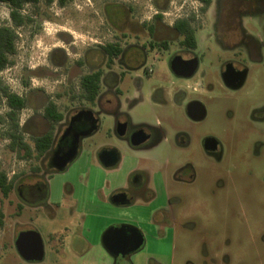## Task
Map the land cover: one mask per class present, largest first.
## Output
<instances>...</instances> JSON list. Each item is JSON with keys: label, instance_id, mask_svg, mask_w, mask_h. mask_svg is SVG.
I'll list each match as a JSON object with an SVG mask.
<instances>
[{"label": "flooded vegetation", "instance_id": "obj_1", "mask_svg": "<svg viewBox=\"0 0 264 264\" xmlns=\"http://www.w3.org/2000/svg\"><path fill=\"white\" fill-rule=\"evenodd\" d=\"M173 1L153 0L156 11L145 21H137L129 7L105 2L100 35L83 42L57 34L62 46H53L43 59L26 58L20 92L8 89L23 104L18 120L32 156L22 159L32 164L11 191L19 209L37 212L47 221H82L86 213L79 209L80 201L106 206L111 215L98 242L107 260L97 264H134L132 257L154 233L159 240L194 232L203 236L201 206L207 204L215 213L227 172L246 178L243 190L241 183L230 182L234 200L250 195L254 184L257 198L264 201V104L251 103L246 117H229L233 132L226 140L201 127L210 103L215 105L221 95L238 99L252 72L264 66V25L251 30L252 5L263 11L264 0H208V5L186 0L168 10ZM155 69L161 79L144 85ZM134 107L136 125L124 112ZM101 129L105 141L114 139L135 157L132 165L114 187L106 177L94 188L82 177L72 183L73 165L91 157L88 148ZM102 152L107 163L114 153L115 162L101 163ZM94 161L106 176L118 168L122 155L105 146ZM58 178L66 180L55 198L52 185ZM134 206L133 217L128 210ZM132 229L141 235L142 245L122 256V234ZM21 232L39 235L40 261L18 253L15 241ZM86 234L79 223L64 226L60 234L48 233L44 240L29 228L15 235L13 247L25 264H43L46 249L45 264H92L83 260ZM102 238L112 255L102 247ZM33 241L28 238L24 247L28 257Z\"/></svg>", "mask_w": 264, "mask_h": 264}, {"label": "rangeland", "instance_id": "obj_2", "mask_svg": "<svg viewBox=\"0 0 264 264\" xmlns=\"http://www.w3.org/2000/svg\"><path fill=\"white\" fill-rule=\"evenodd\" d=\"M107 1L110 0H67L65 5L61 6L56 1L46 5L44 0H41L35 7H24L23 15L30 16L33 23L16 30V54L11 58L12 66L0 72V86L19 93L21 73L26 58L43 59L53 46H62L56 37L57 34L76 37L83 42H87L88 38H94L95 35H100L103 27L102 6ZM183 1L186 0H174L173 5L168 6V10H171L173 6L178 8ZM191 1L194 2V0ZM119 4L129 7L137 21L147 20L156 11L153 0H120ZM260 8L259 5H252L251 30L253 32L264 25V10L260 11ZM8 14V9L0 4V26L10 25ZM208 59L212 60L213 56ZM161 76V71L155 69L151 78L149 80L144 78L142 83L153 85L161 79ZM207 77L210 79L214 76L208 74ZM125 86H128L130 90L133 88L129 83ZM238 97L232 101L221 95L218 100L215 99V105L210 103L208 116L201 125L203 131L217 134L222 141L226 140L228 134L233 132L229 117L233 119L246 117L247 107L251 103L264 104V66L252 72ZM5 112V106L1 102L0 116ZM124 112L132 124L136 125V107L131 110L126 109ZM143 115L146 113L143 112ZM101 130L95 135L88 148V155L90 154L91 157H84L73 165L68 178L72 183H77L78 178L82 177L87 179L89 186L94 188L101 186L106 177L110 186L114 187L117 182L125 178L135 157L114 139L105 141L103 130ZM3 131L4 126L0 125V136ZM7 146V140H0L1 169L9 178L13 174L19 176L25 174L28 165L32 163L18 159ZM105 146L116 147L122 155L118 168L109 171L106 176L94 161L95 154ZM65 180V178H58L53 182L55 198L60 197ZM222 180L225 183V189L221 193L219 203L215 205V213L213 214L211 206L207 204L201 206L202 223L206 229L203 236H198L194 232L178 234L168 240H159L155 233L148 235L144 239V247L136 253V264H264V201L261 203L257 198L259 193L254 184L250 195L241 194L236 200L232 198L230 182L241 183L240 188L243 190L246 181L244 173L235 176L227 172L223 174ZM79 203V209L86 213L85 220H68L58 217L54 221H47L44 216H38L37 212L21 211L20 202L14 193L6 199L0 197V210L4 215V225L0 228V264H25L13 247L15 235L24 229L36 230L45 240L48 233L60 234L64 226L71 227L80 223L84 231L88 230L87 236L91 240L93 236L96 238L105 227L108 215L111 214H108L109 210L106 206L94 205L93 202L85 206L83 201ZM129 213L133 217L136 216V211ZM171 240L173 247H171ZM102 254L101 249H94L85 260H99ZM48 255L46 249L43 264L47 262Z\"/></svg>", "mask_w": 264, "mask_h": 264}, {"label": "trees", "instance_id": "obj_3", "mask_svg": "<svg viewBox=\"0 0 264 264\" xmlns=\"http://www.w3.org/2000/svg\"><path fill=\"white\" fill-rule=\"evenodd\" d=\"M41 0H0L9 11V26H0V72L12 65L11 58L16 54L17 29L23 28L33 23L30 16H24L22 10L26 6H37ZM54 0H44L46 5H50ZM67 0H59L60 5H64ZM206 5L208 0H204ZM114 1H108V7L119 6ZM3 102L7 112L0 116V125L4 126L3 134L0 140L8 141V149L16 154L18 159H27L32 157L30 148L24 144L22 131L20 129L18 113L23 104L21 100L12 94H9L6 87L0 86V103ZM38 157H36L37 159ZM19 175L9 179L6 172L0 166V197L6 199L13 189L15 180ZM4 225V215L0 210V228Z\"/></svg>", "mask_w": 264, "mask_h": 264}, {"label": "water", "instance_id": "obj_4", "mask_svg": "<svg viewBox=\"0 0 264 264\" xmlns=\"http://www.w3.org/2000/svg\"><path fill=\"white\" fill-rule=\"evenodd\" d=\"M105 156H106V153L102 152L100 155L101 163L107 165V164H112L115 162L116 156L114 153L110 155L111 160L108 163L105 162V160H104ZM107 233H109V232L106 231V233H104V235H107ZM122 235L124 237L123 238L124 243L122 245L123 250H121L119 252V253H121L122 256L129 255V254L133 253L134 251H137L141 247L142 237L139 233L136 232L135 229H132L127 233L125 232ZM28 238L34 239V241H33L34 242V250L30 251V253H32V256H29V257L26 255L27 254L26 250H24V247L27 244ZM128 243H130V244L127 245ZM101 245L104 249H106V251H108L107 247H106V243L104 242L103 238L101 240ZM15 246H16V249H17L18 253L20 254V256L23 257L25 260L40 261L42 259V247H41L42 242L40 240L39 235L35 232H21L20 234H18L16 241H15ZM110 255H112V254L110 253Z\"/></svg>", "mask_w": 264, "mask_h": 264}, {"label": "crops", "instance_id": "obj_5", "mask_svg": "<svg viewBox=\"0 0 264 264\" xmlns=\"http://www.w3.org/2000/svg\"><path fill=\"white\" fill-rule=\"evenodd\" d=\"M127 174V173H126ZM126 176V175H125ZM93 204L95 205L96 203L93 201ZM98 205V204H97ZM130 211H136V208H135V206L133 207V208H131L130 210H128V212H130ZM86 236V238H87V242H88V245H87V247H88V249H86V250H88V253H86L85 255H84V257H83V260H85V259H87V258H89L88 256H90V253H91V251H93L94 249H101L100 248V244H99V242H98V237L97 236H99V234H97V236H96V238L93 236L92 238V240L87 236V234L85 235ZM102 250V249H101ZM103 260H107L105 257H104V255L102 254V257L99 259V260H89V262L90 263H92V264H97L98 262H101V261H103ZM88 261V260H87ZM132 261H133V263L134 264H136V256H134V257H132Z\"/></svg>", "mask_w": 264, "mask_h": 264}]
</instances>
